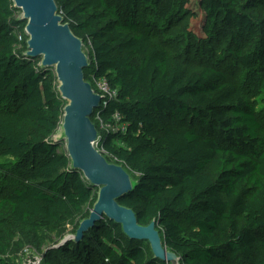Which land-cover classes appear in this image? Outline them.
<instances>
[{
    "label": "trees",
    "instance_id": "1",
    "mask_svg": "<svg viewBox=\"0 0 264 264\" xmlns=\"http://www.w3.org/2000/svg\"><path fill=\"white\" fill-rule=\"evenodd\" d=\"M55 1L90 46L85 79L115 92L99 112L101 122L115 119L104 131L95 125L99 150L139 181L120 205L141 225L157 219L182 264H264V139L255 103L264 99V0H198L207 36L214 29L225 34L229 61L221 67L205 60L200 69L188 59L210 56L173 54L157 40L192 16L189 0ZM257 5L262 17L250 13ZM16 15L11 0H0V229L12 223L36 236L79 216L93 192L51 141L64 104L52 73L23 56ZM191 32L184 29L187 37ZM233 72L241 74L238 83ZM251 88L258 97H250ZM106 224L43 258L164 264L151 260L146 244ZM7 251L0 236V264H14L3 258Z\"/></svg>",
    "mask_w": 264,
    "mask_h": 264
},
{
    "label": "water",
    "instance_id": "2",
    "mask_svg": "<svg viewBox=\"0 0 264 264\" xmlns=\"http://www.w3.org/2000/svg\"><path fill=\"white\" fill-rule=\"evenodd\" d=\"M11 2L12 10L20 13L16 24L25 23L27 40L23 56L30 62L38 60L39 68L54 73L56 92L64 104L51 141L65 146L69 170L80 173L90 189H98L89 215L78 221L72 232L65 233L48 246L43 256L69 243H80L86 233L108 221L120 227V234L125 239L146 244L151 260L182 264L181 258L164 244L157 219L141 225L136 213L119 203L136 189L139 181L98 148L101 135L92 117L105 107L107 98L85 79L90 59L83 40L72 32L55 0Z\"/></svg>",
    "mask_w": 264,
    "mask_h": 264
},
{
    "label": "rangeland",
    "instance_id": "3",
    "mask_svg": "<svg viewBox=\"0 0 264 264\" xmlns=\"http://www.w3.org/2000/svg\"><path fill=\"white\" fill-rule=\"evenodd\" d=\"M186 7L192 13V16H185V19H183L180 23L175 24L173 27H167L163 29L157 40L163 43L165 47L173 54L182 55L183 53H189L190 50L193 53H205L207 57L210 56L209 59H202L200 61L189 58L187 64L194 69H200L202 66H204L205 60H207L209 64H214L216 66L220 65L221 67L224 65L225 67L224 63L227 64L229 62L225 61L224 58L226 57L225 52L228 46L225 34L221 33L218 29H214V36H212V34L211 38L207 36V32L204 28V14L199 7L198 0H189V3L186 5ZM250 13L256 15L257 17H262L259 13L258 5L253 8ZM19 16L20 13H17L16 18ZM24 28L25 23L14 26V33L17 36L20 45L23 46H25V41L27 40ZM186 28H190L192 30L190 37L184 35V29ZM250 45H252V42ZM85 47V50L90 52L89 44H86ZM17 50L21 51L20 46L17 47ZM51 73L55 81L54 73ZM240 75V73L233 72V76L230 79L238 83L241 79ZM100 82V80L93 81V87L98 93H100L98 91V84ZM249 85L250 83H247L246 87H250ZM256 93V90L251 88L249 92L250 97H258L256 96ZM255 103L257 109L260 111L259 118L263 126L260 136L264 139V99H260V97L256 98ZM111 119H115V117L111 116L107 121L104 122H101L99 114H95L94 117H92V121L100 125L101 131L109 128L110 125L108 124V121ZM115 145L116 147H119L122 146V143L117 141ZM59 151L64 153L65 146H59ZM12 184L13 182H10L9 187H11ZM92 192L93 197L84 207L83 212L62 227L42 230L36 236L31 234L27 229L12 223L7 225L4 229H0V236L3 237L8 245L7 254L4 255L3 258L14 264H58L56 256L52 258L55 260V262L49 258L48 260H45V258H43L44 251L48 246L57 242V240L62 235L72 232L77 226L78 221L89 215V212L96 200L98 189H92ZM106 226L109 230H112L115 233H119L120 231V227H114L112 223L106 224ZM95 235V233H92L91 238H94ZM92 247L98 250V247L95 244L92 245ZM262 250L263 249L259 248L257 250V254L260 255Z\"/></svg>",
    "mask_w": 264,
    "mask_h": 264
},
{
    "label": "built area",
    "instance_id": "4",
    "mask_svg": "<svg viewBox=\"0 0 264 264\" xmlns=\"http://www.w3.org/2000/svg\"><path fill=\"white\" fill-rule=\"evenodd\" d=\"M101 81V80H100ZM96 90V89H95ZM98 91L100 92L99 94L104 95L107 98V102L105 103L104 109L108 106L109 102L115 98V92L111 91L108 87L107 84L104 81H101L98 84ZM96 114H99L97 112ZM116 117V116H115ZM101 120V119H100Z\"/></svg>",
    "mask_w": 264,
    "mask_h": 264
}]
</instances>
